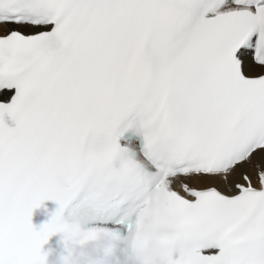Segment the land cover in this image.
Returning a JSON list of instances; mask_svg holds the SVG:
<instances>
[{
	"label": "snow or ice",
	"instance_id": "1",
	"mask_svg": "<svg viewBox=\"0 0 264 264\" xmlns=\"http://www.w3.org/2000/svg\"><path fill=\"white\" fill-rule=\"evenodd\" d=\"M0 264H264V0H0Z\"/></svg>",
	"mask_w": 264,
	"mask_h": 264
}]
</instances>
